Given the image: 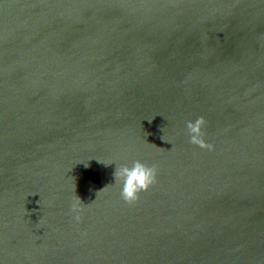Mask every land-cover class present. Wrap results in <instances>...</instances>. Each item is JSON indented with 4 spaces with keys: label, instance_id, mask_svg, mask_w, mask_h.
I'll list each match as a JSON object with an SVG mask.
<instances>
[{
    "label": "water",
    "instance_id": "95a60500",
    "mask_svg": "<svg viewBox=\"0 0 264 264\" xmlns=\"http://www.w3.org/2000/svg\"><path fill=\"white\" fill-rule=\"evenodd\" d=\"M0 264H264V0H0Z\"/></svg>",
    "mask_w": 264,
    "mask_h": 264
},
{
    "label": "clouds",
    "instance_id": "9594fccd",
    "mask_svg": "<svg viewBox=\"0 0 264 264\" xmlns=\"http://www.w3.org/2000/svg\"><path fill=\"white\" fill-rule=\"evenodd\" d=\"M204 124L203 117L197 118L194 122L189 121L187 124L189 131V139L193 144L207 146L211 149V145H205L200 138L201 128ZM163 139V138H162ZM115 178L122 181L121 196L126 202H133L138 198V193L146 190L156 179L155 166H148L139 160L133 161L132 164L123 165L115 171ZM80 199V198H79ZM73 211H77V205H72ZM77 220L79 216L75 217Z\"/></svg>",
    "mask_w": 264,
    "mask_h": 264
}]
</instances>
